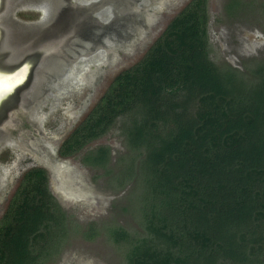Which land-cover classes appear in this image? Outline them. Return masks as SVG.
Masks as SVG:
<instances>
[{
	"label": "trees",
	"instance_id": "trees-1",
	"mask_svg": "<svg viewBox=\"0 0 264 264\" xmlns=\"http://www.w3.org/2000/svg\"><path fill=\"white\" fill-rule=\"evenodd\" d=\"M224 9L237 19L251 8L227 0ZM209 22V0H191L60 148L78 155L127 119L121 162L131 161L145 191L138 229L108 231L124 264H264V64L250 84L217 65ZM110 155L99 146L82 163L112 173ZM94 228L83 236L93 240ZM69 229L47 170L31 168L0 220V264H46Z\"/></svg>",
	"mask_w": 264,
	"mask_h": 264
},
{
	"label": "rangeland",
	"instance_id": "rangeland-1",
	"mask_svg": "<svg viewBox=\"0 0 264 264\" xmlns=\"http://www.w3.org/2000/svg\"><path fill=\"white\" fill-rule=\"evenodd\" d=\"M190 1H81L91 13L98 9L99 18L100 12L108 11L109 17L101 18L105 23L118 17L120 39L117 34L112 35L116 41L106 37V47H98L97 53L89 58L84 55L83 64L73 68L71 83L59 90L57 106H48L47 111L41 109L37 118L40 128L24 130L18 135V130H11L14 140L10 149L0 151V220L24 173L33 167H41L47 170L50 190L74 227L54 248V255L61 249L60 255L46 264H124L125 248L114 243L108 231L113 226H122L133 234L138 229L134 220L140 221L139 209L144 203L141 195L145 191L144 177L138 175L136 169H128L131 161L121 162L128 156L122 131V124L127 119L117 120L112 131L89 144L78 155L64 158L60 148L98 104L115 77L145 56L171 20ZM244 1L251 8L247 11L250 14L230 19L224 9L227 0H209V36L211 59L219 66L239 70L244 75L242 80L250 84L252 71L258 64H264V0ZM8 83L6 81L5 85ZM4 101L0 90V121L4 117ZM99 146L111 149L112 173L82 163L83 154ZM120 168L122 170L118 172ZM91 225L97 236L88 240L83 232ZM75 228H80V232Z\"/></svg>",
	"mask_w": 264,
	"mask_h": 264
},
{
	"label": "flooded vegetation",
	"instance_id": "flooded-vegetation-1",
	"mask_svg": "<svg viewBox=\"0 0 264 264\" xmlns=\"http://www.w3.org/2000/svg\"><path fill=\"white\" fill-rule=\"evenodd\" d=\"M75 1L0 0V79L15 86L3 93L0 151L10 149L11 130L18 135L40 128L41 109L57 106L59 90L71 83L84 55L106 47V37L120 39L118 17L105 23L101 18H108V11L99 18L98 9L91 13L82 0Z\"/></svg>",
	"mask_w": 264,
	"mask_h": 264
},
{
	"label": "bare ground",
	"instance_id": "bare-ground-1",
	"mask_svg": "<svg viewBox=\"0 0 264 264\" xmlns=\"http://www.w3.org/2000/svg\"><path fill=\"white\" fill-rule=\"evenodd\" d=\"M3 75V74H2ZM5 76V75H4ZM10 83V84H9ZM8 86H6V80L0 79V90H1V95H3L5 91V95H8L9 91H12L13 87V81H9ZM12 85V86H11Z\"/></svg>",
	"mask_w": 264,
	"mask_h": 264
},
{
	"label": "water",
	"instance_id": "water-1",
	"mask_svg": "<svg viewBox=\"0 0 264 264\" xmlns=\"http://www.w3.org/2000/svg\"><path fill=\"white\" fill-rule=\"evenodd\" d=\"M4 106V105H3Z\"/></svg>",
	"mask_w": 264,
	"mask_h": 264
}]
</instances>
